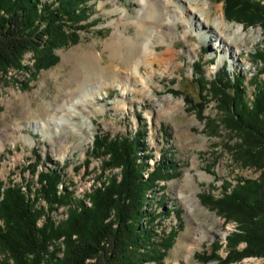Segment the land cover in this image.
<instances>
[{
  "label": "rangeland",
  "instance_id": "1",
  "mask_svg": "<svg viewBox=\"0 0 264 264\" xmlns=\"http://www.w3.org/2000/svg\"><path fill=\"white\" fill-rule=\"evenodd\" d=\"M151 1L89 0L80 8L86 20L71 23L69 43L55 50L59 58L56 64L37 71L35 55L29 51L24 56L23 69H12L0 76V181L25 191L30 187L35 192L41 187L39 174L56 168L61 172L58 193L65 192L67 187L66 191L72 193L75 201L83 200L90 206L86 194L93 187L101 186L106 176L120 175V168L102 173L105 158L91 154L95 136L132 138L142 132L144 147L150 156L148 167L143 170L144 177L160 165L166 164L175 170L166 173V179L156 181L154 188L149 185L153 191L143 200L147 216L155 210L154 216L158 218L153 229L156 242L167 240L172 231L177 233L164 260L148 264H219L216 260L205 262L198 255L210 254L217 244L219 254L226 257L227 237L238 233L240 227L237 221L227 220L213 205L203 201V196L210 193L218 198L224 192L225 182V186L233 187L239 180L258 179L261 171L246 167L237 159L234 147L240 138L223 125L216 101L207 103L201 117L198 109L186 102L185 95L194 104L200 103L198 79L204 77L211 81L226 66L228 71L246 77L244 86L247 101L251 103L255 82L264 83V65L254 57L264 49V29L260 23L245 26L227 19L224 0H190L195 3V11H203L209 28L200 32L197 26L189 28L181 19L173 28H165L162 43L155 47L159 58L169 60L141 63L138 75L146 79L145 83L138 80L140 77L130 75L128 82L115 81L129 88L126 95L117 85L103 81L85 86L84 89H97L101 97L96 99V105L86 108L84 115L90 121L87 128H82L81 135L67 131L65 139L53 135L51 140L33 127L35 122L52 116L58 103L74 95L68 96L72 90L68 80L74 62L65 57L73 51L91 48L102 54L104 64L117 68L121 59L111 62L105 44L111 42L120 23L119 27L129 38V46L125 44L124 50H131L132 42L135 44L139 35L149 33L139 31L136 18L140 13L144 15ZM182 2L188 4V0ZM123 10L130 12L129 19L124 18ZM220 19L223 23L215 25ZM238 25L243 29L240 33L235 32ZM216 30L225 33L226 53L213 47ZM77 86L74 91L81 87ZM208 120L214 124L209 125ZM166 156L173 161L166 159L164 163L162 159ZM99 177L102 180H97ZM38 198V208L44 211L39 225L47 219L59 223L67 217L68 205L51 209L47 200ZM150 206L152 209L148 210ZM245 246L246 243H241L238 249ZM232 264H264V256L246 257Z\"/></svg>",
  "mask_w": 264,
  "mask_h": 264
},
{
  "label": "trees",
  "instance_id": "2",
  "mask_svg": "<svg viewBox=\"0 0 264 264\" xmlns=\"http://www.w3.org/2000/svg\"><path fill=\"white\" fill-rule=\"evenodd\" d=\"M88 1L0 0V76L23 69L29 51L35 55L37 71L56 64L59 58L55 50L69 43L71 23L86 20L80 8ZM224 1L227 19L245 26L260 23L264 29V0ZM254 57L264 65V49ZM223 70L211 81L198 79L200 103L194 104L188 95L185 100L201 117L207 103L216 101L223 125L240 138L234 147L237 159L261 171L258 179L239 180L233 187L225 182L218 198L210 193L203 196L220 215L237 221L240 231L227 237L226 257L215 244L210 254H199L198 258L232 264L264 256V83L255 82L254 98L249 103L246 77L228 71L226 66ZM146 152L142 132L132 138L96 135L91 154L105 158L102 173L120 168V175L106 176L101 186L86 194L90 206L83 200L75 201L67 187L58 193L61 172L56 168L39 174L41 187L35 192L0 181V264L161 263L177 233L172 231L167 240L156 242L153 229L158 218L155 210L147 216L143 200L153 191L149 185L154 188L156 181L175 170L160 165L145 178L143 170L150 158ZM166 159L173 161L166 156L164 163ZM38 197L47 200L51 209L68 205L67 217L59 223L47 219L39 225L44 211L38 208ZM241 243L246 246L239 250Z\"/></svg>",
  "mask_w": 264,
  "mask_h": 264
},
{
  "label": "bare ground",
  "instance_id": "3",
  "mask_svg": "<svg viewBox=\"0 0 264 264\" xmlns=\"http://www.w3.org/2000/svg\"><path fill=\"white\" fill-rule=\"evenodd\" d=\"M182 1L183 0H152L148 6H146L144 15L140 13L136 18V24L139 31H149V33H143L144 36L139 35L136 43L133 44L132 42L131 50H126V48V51L124 50V45L129 43V38L125 36V31L121 30L119 27L120 23L119 25L117 24L118 30L113 33L111 42L105 44V48L109 51L108 56L110 57L111 62L113 59H117V61L118 59H121V65L118 64L117 68L104 64L102 62V54L91 48H82L69 53L65 57V60L71 59L74 64L70 71V79L68 80V83L72 87L70 88L72 90L68 93V96L71 94L74 95L65 99L61 104L56 102L55 104H58L54 109L52 116H49L42 122H35L33 127L37 131L48 135L51 140L53 135L65 139V137H67V131L74 135H81L83 131L82 128H87L86 126L90 121L89 117L84 115L86 108H88V105H96V99L101 97L97 89H84L85 86L96 84L97 81H103L104 84L117 85L121 89V93L126 95L130 91L129 88L121 83H116L115 81L121 79L122 83L125 81L128 82V75L134 77L138 76L139 78L138 70L141 63H162L169 60V58L165 57L159 58L156 52L157 48L155 47V44L162 43L163 40L161 39V34L164 33L165 28H173L176 21L181 19L185 21L189 28L195 25L197 26L196 29L200 32L208 29L209 25L204 21L203 11H195L197 10V8H195V3H190V0H188V4H185ZM172 5H175V7L173 6L174 9H171ZM189 10H191V15L190 17H187L186 14ZM129 14L130 12L128 10H123L122 15L124 18H128ZM222 23L223 21L220 19L215 25ZM152 30L156 32L151 33ZM171 30L173 31V29ZM242 31V26L239 25L235 29L236 33ZM225 38V33L216 30L215 39H213V47L223 50L226 53L227 41ZM170 52H173V50ZM68 62L69 61L67 60V63ZM221 62L222 59L219 60V64ZM138 80L142 83L146 82V79L142 77ZM76 84L81 87L77 91H74L73 88ZM92 93H97V95L94 96ZM45 111L47 112L49 110L46 109ZM51 112L52 111H50V114ZM76 119H78V121ZM47 128H51V130H48L47 132Z\"/></svg>",
  "mask_w": 264,
  "mask_h": 264
}]
</instances>
